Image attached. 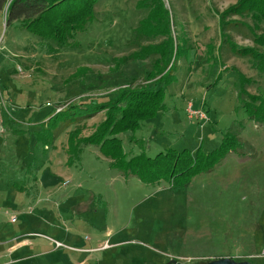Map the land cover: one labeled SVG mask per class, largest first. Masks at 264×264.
Returning <instances> with one entry per match:
<instances>
[{
	"label": "rangeland",
	"instance_id": "374dc122",
	"mask_svg": "<svg viewBox=\"0 0 264 264\" xmlns=\"http://www.w3.org/2000/svg\"><path fill=\"white\" fill-rule=\"evenodd\" d=\"M142 1L100 0L64 48L16 25L5 30L0 19V233L52 242L48 264H264L250 259L264 253V120L247 113L251 96L264 112V45L255 42L264 22L254 29L232 17L223 42L216 14L237 0H163L180 51L164 109L118 137L127 160L183 150L210 156L237 138L220 165L187 187L144 185L110 169L94 146L69 150L70 134L90 136L104 113L76 124L66 117L119 90L157 89L147 80L154 58L140 54L161 40L140 31ZM228 44L255 49L260 60ZM190 106L205 118L188 114Z\"/></svg>",
	"mask_w": 264,
	"mask_h": 264
},
{
	"label": "trees",
	"instance_id": "16d2710c",
	"mask_svg": "<svg viewBox=\"0 0 264 264\" xmlns=\"http://www.w3.org/2000/svg\"><path fill=\"white\" fill-rule=\"evenodd\" d=\"M99 1L0 0V19L5 30L16 25L17 28L43 43H54L58 48L71 47L70 41L73 35L84 31L93 21L95 7ZM140 5L148 10L146 18L140 22V31L146 38L161 40L159 44L144 47L140 54L142 56L145 53L146 58H154L152 71L148 74L147 80L156 84L157 89L154 92L147 91V88L119 90L115 99L98 105L96 109L90 111L86 109L75 117H66L72 124H76L78 119H87L98 113H104L103 121L95 127L90 136L80 138L79 129L70 134L69 150L77 155L82 147L94 146L110 161V169L118 172L125 179L135 177L144 185L164 182L172 186L187 187L196 176L209 173L220 165L225 156L234 151L238 140L235 137L225 138L217 153L210 156H201L198 153L199 155L194 157L188 150H183L180 153L173 151L158 153L155 158L141 154L130 160L126 159L118 137L125 133H134L140 128L142 121L156 117L164 109L165 88L173 80H171L173 56L176 58L180 54L179 48L174 44L171 31V15L165 8L163 0H143ZM216 16L221 40L229 42L225 30L233 24L230 18H249L253 28H259L264 22V0H237L234 5L221 13L218 12ZM255 42L257 45H264V35L259 36ZM45 46L49 51L47 44ZM229 48L242 57L260 60L261 56L255 49L247 47L237 50L234 44ZM247 98L249 99L248 118L263 121V103L260 97ZM69 108V110L80 109L75 105Z\"/></svg>",
	"mask_w": 264,
	"mask_h": 264
},
{
	"label": "crops",
	"instance_id": "0c3cea01",
	"mask_svg": "<svg viewBox=\"0 0 264 264\" xmlns=\"http://www.w3.org/2000/svg\"><path fill=\"white\" fill-rule=\"evenodd\" d=\"M31 239L35 237L11 232L0 233V264H48L47 257L55 253L52 242L44 239H39L42 242H34ZM51 246L53 248L50 252L44 251L45 247Z\"/></svg>",
	"mask_w": 264,
	"mask_h": 264
},
{
	"label": "water",
	"instance_id": "95a60500",
	"mask_svg": "<svg viewBox=\"0 0 264 264\" xmlns=\"http://www.w3.org/2000/svg\"><path fill=\"white\" fill-rule=\"evenodd\" d=\"M208 264H249V263H235L227 258L219 259L217 261L210 262Z\"/></svg>",
	"mask_w": 264,
	"mask_h": 264
},
{
	"label": "built area",
	"instance_id": "2783aa9c",
	"mask_svg": "<svg viewBox=\"0 0 264 264\" xmlns=\"http://www.w3.org/2000/svg\"><path fill=\"white\" fill-rule=\"evenodd\" d=\"M188 114H190V115L196 114L198 116L202 115V117L205 118V116L203 114H201V112L195 113V112L191 111V106L188 108ZM202 117H201V119H203ZM262 257H264V253L262 255H258V256H251L250 259H260Z\"/></svg>",
	"mask_w": 264,
	"mask_h": 264
}]
</instances>
